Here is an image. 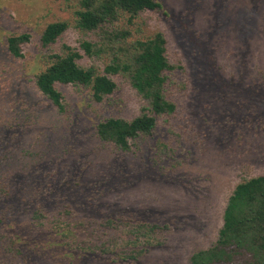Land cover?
<instances>
[{"label": "rangeland", "instance_id": "1", "mask_svg": "<svg viewBox=\"0 0 264 264\" xmlns=\"http://www.w3.org/2000/svg\"><path fill=\"white\" fill-rule=\"evenodd\" d=\"M156 1L162 11L113 29L130 30L131 41L165 35L167 56L180 66L168 85L177 112L123 151L97 133L101 122L130 121L147 107L123 77H113L117 91L100 103L90 88L59 85L63 113L36 86L48 55L97 40L75 28L79 0H0V264H191L193 253L218 239L237 184L264 175V0ZM58 21L69 30L43 47L44 30ZM22 34L31 40L17 59L7 40ZM80 63L100 72L106 65ZM65 185L72 189L59 188ZM82 185L99 192L90 203L78 195ZM46 192L56 194L50 207L40 204ZM109 219L117 227L104 228ZM138 221L168 231L129 239ZM87 222L102 228L76 236L67 228ZM62 237L107 256L74 260ZM132 255L139 258L120 261Z\"/></svg>", "mask_w": 264, "mask_h": 264}, {"label": "trees", "instance_id": "2", "mask_svg": "<svg viewBox=\"0 0 264 264\" xmlns=\"http://www.w3.org/2000/svg\"><path fill=\"white\" fill-rule=\"evenodd\" d=\"M80 10L77 14L75 28L80 33L95 34L96 41L83 40L80 48L63 45V53L48 55L49 66L36 77V86L49 99L59 112H65V102L59 85H74L90 88L96 102H102L113 95L118 88L113 77H123L137 93L147 102L142 114L133 120L111 118L101 122L97 127L99 138L113 143L120 150L128 151L131 142L140 137L150 138L156 134L158 119L172 116L177 112V105L169 98V82L172 74L180 68L173 65L167 56V40L163 33L157 32L148 38L131 41L130 30L113 29L116 22L125 19L129 26H134L140 15L147 11H162V3L156 0H79ZM70 24L58 21L49 24L44 30L41 43L45 48L57 44L69 30ZM31 36L22 34L11 36L7 40V50L14 58H23V46L29 43ZM105 60L103 72L96 67L82 66L83 58ZM20 179V176L18 175ZM121 183L120 181H117ZM82 185L78 195L86 203L89 196H96L97 188ZM72 189L71 185L59 187ZM58 192V191H57ZM53 192H46L41 205L49 207L54 203ZM98 196H102V193ZM18 202L17 198H7ZM11 206H14L13 204ZM1 222V220H0ZM119 221L109 219L104 228L117 227ZM126 224V223H125ZM99 222L77 223L67 227L70 232L94 230ZM136 237L147 240L157 238L168 226L158 223L138 221L132 227ZM72 230V231H71ZM59 232V231H58ZM51 234V233H50ZM74 235V234H73ZM63 250L73 253L75 257L107 256L104 250L92 248L79 249L77 241L58 240ZM161 246V243H159ZM147 247L138 250L140 255ZM132 255L120 259L122 262L136 260ZM108 260V259H107ZM113 262V261H112ZM191 264H264V175L241 181L229 197L223 216V226L216 242L207 249L198 250L190 258Z\"/></svg>", "mask_w": 264, "mask_h": 264}]
</instances>
